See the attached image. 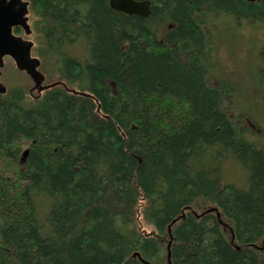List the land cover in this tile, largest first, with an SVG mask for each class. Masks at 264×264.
I'll use <instances>...</instances> for the list:
<instances>
[{
	"label": "trees",
	"instance_id": "1",
	"mask_svg": "<svg viewBox=\"0 0 264 264\" xmlns=\"http://www.w3.org/2000/svg\"><path fill=\"white\" fill-rule=\"evenodd\" d=\"M29 2L52 85L0 95V264H264V134L218 55L248 28L264 89V0Z\"/></svg>",
	"mask_w": 264,
	"mask_h": 264
},
{
	"label": "rangeland",
	"instance_id": "2",
	"mask_svg": "<svg viewBox=\"0 0 264 264\" xmlns=\"http://www.w3.org/2000/svg\"><path fill=\"white\" fill-rule=\"evenodd\" d=\"M233 26L237 27L236 25ZM233 26L222 27L221 25V39L225 43L220 45L218 55L221 64L225 68L224 70L240 89V99L238 98V100H242V102L239 103V106L234 111L236 112L240 109L239 116L245 119V123L250 128L251 133H253L252 137H255L254 139L258 141L256 139L257 135L264 134V89L258 92V70L260 68L258 48L262 46V42L254 40L255 36L249 32L248 28L242 26V35L240 36V34L235 33ZM262 34L261 32L259 39H261ZM83 50L81 49V52ZM0 81L9 87H23L28 92L33 88L31 78L26 73L20 72L10 58L6 59V65L2 69ZM51 82L50 79L44 84H50ZM256 91L257 94L259 93V100L256 98ZM35 92L38 91L35 90ZM234 160L233 158L229 159L224 164V177L227 182L233 183L237 187L246 188L248 187L246 182L247 172Z\"/></svg>",
	"mask_w": 264,
	"mask_h": 264
},
{
	"label": "water",
	"instance_id": "3",
	"mask_svg": "<svg viewBox=\"0 0 264 264\" xmlns=\"http://www.w3.org/2000/svg\"><path fill=\"white\" fill-rule=\"evenodd\" d=\"M114 10L127 15L147 17L151 14L150 0H110ZM29 2L24 0H0V67L4 66V57L11 56L20 70L26 71L34 80L39 92L48 88L43 85L44 74L39 70L41 61L32 56L33 42L14 33V27H23L31 33L28 24ZM1 74V72H0ZM7 87L0 83V94L6 93Z\"/></svg>",
	"mask_w": 264,
	"mask_h": 264
}]
</instances>
